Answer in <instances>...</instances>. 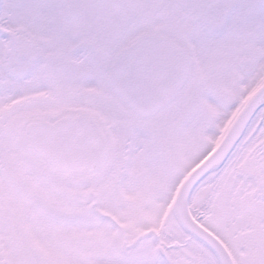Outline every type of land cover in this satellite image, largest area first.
<instances>
[{
    "label": "rangeland",
    "instance_id": "374dc122",
    "mask_svg": "<svg viewBox=\"0 0 264 264\" xmlns=\"http://www.w3.org/2000/svg\"><path fill=\"white\" fill-rule=\"evenodd\" d=\"M76 1L82 8V14L76 25L86 34L90 35V26L96 17L98 23L109 24L107 31L109 36L102 37L100 48L102 51L99 50L89 59L78 60L82 73L97 59L100 52L99 58H107L119 44L122 39L120 30L127 19V12L133 8L131 3L137 0H128L126 7L122 2L124 0ZM66 3L67 0H2L1 5L0 117L3 119L19 117V119L18 122H14V126H9L6 121L0 122V182L3 179H14L15 172L16 178H19L16 184L24 188V195H28L29 198L32 196L30 213L32 216L27 214L31 224L25 230L26 233L9 234L19 239L21 244L16 249L24 248L26 252L21 257L30 258L32 264H40L42 257L46 258L49 264H95L107 258L103 250L104 243L97 237L95 239L96 235H94L95 232L103 236L110 231L105 222L96 220L99 222L98 228L93 229L97 223L84 226L81 221L82 213L81 218L75 214L81 222L80 227L75 229V211L70 203L75 202L72 192L76 188L81 193L83 201L87 200L86 203L84 202L86 206L90 205L88 193L91 188L96 193L99 207L114 214L121 222L129 225V229H142L154 225L157 217L165 215L164 211L170 203V194L174 193L175 183L182 177L183 170L189 169L213 146L222 123L230 118L233 109V103H226L219 107L220 116L216 117L213 115L211 106L195 96L194 101L188 104L191 110L190 115L182 119L179 127H176L175 122L162 124L159 120H154L151 124L155 128L149 129L152 134L144 138L141 137L145 135L143 132L139 135L134 131L130 132L125 129L128 128L126 125L119 124L112 129L110 138L111 144L117 149L116 154L119 152L118 146L122 143L125 148L123 146L121 148L127 156H119V163L114 166L109 158L108 163L97 175L87 178L66 177L42 169L28 154L30 149L23 130L24 123L33 113L41 117L55 118L62 114L60 113L62 110L66 113L93 111L95 103H104L103 106L109 104L114 113L121 110H116L112 101L106 97L109 90L103 84L98 85L99 81L97 83L90 81L85 85V79L97 77V69L94 66L90 68L86 76H81L83 89L80 94L77 93L75 85L77 80L73 73H66L67 76H64L62 85L58 78L56 80L60 86L58 88L52 81L39 75V73L43 75L48 69L61 72L66 66H71V62L62 66L60 59L57 60L56 65L54 64L55 58L61 56V49L67 50L70 45L68 35H72L77 29L73 28L75 25L67 18L64 5ZM25 4L27 6H23ZM134 19L138 18L134 17ZM134 19L129 21V25L133 23L132 30L137 29L141 24L140 19L137 21ZM109 21L110 23H107ZM100 28L102 29V26ZM191 31L198 36L202 29L195 27L191 28ZM122 34L126 35V32ZM16 35H18L17 50L28 49L38 54L36 58L29 52V58H25V60L32 59L34 63L32 70H28L30 76L32 73L33 80L30 82L28 77L24 76H20L21 78L16 76L13 80L7 79L8 61L5 64L4 60L8 58H1L5 56L1 55V51H7L5 40L16 38ZM70 42L72 43L71 40ZM31 43L37 49L33 48ZM66 50L64 52H67ZM36 53L32 52V55ZM17 57H19L18 54ZM17 72L26 73L22 67H19ZM44 79L46 81L42 85L41 80ZM9 91L12 93L8 94ZM240 93L243 94V90ZM120 113L125 114L127 111L122 108ZM10 131H13L18 139L13 138ZM15 148H17L16 157L11 154L12 152L10 153ZM19 156H21V162L32 164L34 169L38 170L36 179L41 181L48 177L54 180L59 179L70 184L69 187L65 185L64 190H48L44 186H38L37 180L36 184L34 181L31 182L14 166ZM238 172L243 178L241 185L238 186L235 183L237 177L229 175L223 185L210 189L202 188L196 192L193 206L195 208L199 205L206 206L209 215L204 222L225 238L227 245L234 252V257L239 260V264H264V140L256 145L253 152L247 153ZM30 174L35 173L32 171ZM88 179L93 180L91 185H87ZM33 180H35L34 177ZM9 191L8 187L0 183V193L9 195ZM63 193H66L69 199L64 197ZM40 211L43 215L48 214V217L42 218ZM36 214L40 218H37ZM83 214L87 220V214ZM30 216L32 219L29 218ZM153 218H155L153 223L149 224L148 220ZM91 233L93 242L89 244ZM230 234L233 235L229 236ZM75 235H79V238L75 239ZM243 245L244 249H242ZM84 247L88 252L82 254ZM2 249L6 250V248ZM36 249L41 253V257H37ZM22 251L24 250H21V253ZM8 255L12 258L16 257L15 253H8ZM83 255L87 258L86 260H81L84 259ZM145 259L148 263L151 262V256L146 255Z\"/></svg>",
    "mask_w": 264,
    "mask_h": 264
},
{
    "label": "flooded vegetation",
    "instance_id": "af4514ba",
    "mask_svg": "<svg viewBox=\"0 0 264 264\" xmlns=\"http://www.w3.org/2000/svg\"><path fill=\"white\" fill-rule=\"evenodd\" d=\"M123 2L126 7L128 0ZM230 3L229 12L225 16L222 15V19L216 28L208 27L200 21L192 23L188 13L181 8L178 0H137L131 3L133 8L130 9L132 11L128 10L127 18H133L137 12V18L141 20V24L137 29L132 30L133 23L129 25V20H125L120 30L123 39L120 40L119 45L128 44L142 32H162L186 48L190 59V70L176 96L152 116L143 118L135 115L127 108L128 113L121 115L123 125L128 126L125 129L150 132L149 129L155 128L151 124L154 120H159L162 124L175 122L177 123L176 127H179L182 119L191 113L188 104L194 101L195 96L198 100L209 104L213 115L216 117L220 116L219 107L225 102H234L233 114L235 108L264 81V0H231ZM91 26L94 33L88 38L93 42L97 51L101 50L102 46L99 41H101V37L109 36L107 33L109 24L98 23L96 17ZM195 27L202 29L198 36L191 31V28ZM124 32L126 35L122 34ZM81 38H86V36L83 35L82 37L81 35ZM17 40L18 35L16 38L6 39L7 51H1V55L8 58V73L12 78L17 75L16 70L22 67L26 71V78L31 79L32 73L30 76L28 70H32L34 63H32V59L25 60V58H29V52L31 56L36 58L38 54L36 51H32L36 53L32 55V52L27 48L28 52L25 49L17 50ZM33 48L37 49L34 45ZM72 48L71 46V49H68L69 54L75 53L74 55H76L79 53ZM100 55L101 52L95 64L97 71L102 74L104 68L106 72L111 56L106 60V58H99ZM241 58H247L252 65L250 72H246L248 66H243L245 71L240 69L238 64ZM72 73L75 76V72ZM53 84L56 83L53 82ZM106 86L110 89L107 83ZM242 90L243 94L240 93ZM110 94L108 99L113 100V94ZM113 103L120 105L117 99ZM98 105L99 103L95 104V106ZM107 116L115 117L114 114ZM35 117L41 116L36 115ZM10 118L15 121V117ZM250 123L264 127V106L256 112ZM110 127V124L104 126L107 129ZM220 134L219 132L218 137ZM16 181H18L17 178H12L3 179L0 182L3 186L12 188L9 189V195L0 193V232L7 231L9 234L26 233L25 230L31 224L27 214L31 215L32 199L28 195H24V188H17ZM40 182L39 185L41 186L48 184V182L41 180ZM89 184H92V181H89ZM15 189L20 193L14 192ZM191 212L198 218L192 209ZM41 214L42 218L47 217L43 215V212ZM202 215L199 214L201 216L199 217L200 222H203ZM31 216L29 218L32 219ZM36 216L38 215L36 214ZM154 219L148 220V223H153ZM121 223L122 228L120 230L107 236L110 244L107 245V251L104 250L107 252V256L111 257L109 259L114 260L113 263L161 264L155 255V248L159 246L162 247L166 256L162 264H217L214 258L210 256L208 249L185 232L170 213H167V216L157 217L154 225L142 229H129V225ZM193 243L203 250L200 247V251L194 250ZM20 244L19 239H15L12 235L1 237L0 264H32L30 258L21 257L26 252L24 248L16 249ZM151 244H153L151 262L144 263L146 259L143 257L142 247ZM119 246H121L120 249H118ZM1 247L6 248V250ZM21 250L24 251L21 253ZM7 252L9 254L15 253L16 257H9ZM40 261V264L47 263L45 258H41Z\"/></svg>",
    "mask_w": 264,
    "mask_h": 264
},
{
    "label": "water",
    "instance_id": "95a60500",
    "mask_svg": "<svg viewBox=\"0 0 264 264\" xmlns=\"http://www.w3.org/2000/svg\"><path fill=\"white\" fill-rule=\"evenodd\" d=\"M179 2L185 10L192 7L200 11L201 6H216L215 1L212 0H179ZM68 9L70 17L76 18L77 7L69 5ZM215 9L220 10L219 7ZM191 13L193 14L192 9ZM84 44L85 42L81 43ZM155 63L160 64V68L158 66L156 68ZM187 68L188 61L181 47L162 34H142L130 45L118 50L113 58L107 80L132 110L147 116L172 98L184 80ZM169 69H172L171 73L176 74L175 77L171 74L170 78L168 72L165 74L164 70ZM124 72L134 75L138 80L144 74L151 77L159 73L164 74V79L157 80L155 84L149 86H140L142 81H146L140 80L139 83L136 81L138 86L130 84L125 87L122 82ZM263 102L264 83L241 107L215 149L185 177L174 199V210L180 223L217 255L220 264H233L232 258L223 243L192 218L188 210V195L204 174L224 160L255 110ZM26 133L40 165H50L52 172H62L70 176L97 170L108 150L104 133L97 121L88 114L64 115L53 121L45 119L31 121L26 125Z\"/></svg>",
    "mask_w": 264,
    "mask_h": 264
},
{
    "label": "trees",
    "instance_id": "16d2710c",
    "mask_svg": "<svg viewBox=\"0 0 264 264\" xmlns=\"http://www.w3.org/2000/svg\"><path fill=\"white\" fill-rule=\"evenodd\" d=\"M250 139H252L251 141H249ZM249 140H247L244 144H242V146L240 145L239 147H237V151L236 153L242 154V153H246V150H248L250 148V146L253 145L252 141H253V137L250 138ZM245 150V151H244ZM229 168V167H228ZM225 171H228L227 168H225Z\"/></svg>",
    "mask_w": 264,
    "mask_h": 264
}]
</instances>
